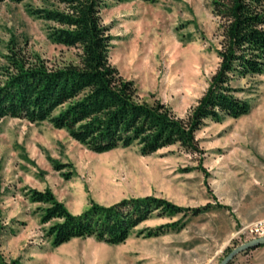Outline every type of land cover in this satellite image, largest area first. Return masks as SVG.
<instances>
[{
	"label": "rangeland",
	"instance_id": "1",
	"mask_svg": "<svg viewBox=\"0 0 264 264\" xmlns=\"http://www.w3.org/2000/svg\"><path fill=\"white\" fill-rule=\"evenodd\" d=\"M211 2H107L101 19L114 37L109 61L135 83L140 102L161 101L182 119L197 105L220 63L219 20ZM50 5L57 7L51 0L0 3V84L9 48L37 56L48 67L79 63V49L50 43L46 31L53 24L27 12ZM231 86L249 102V113L206 121L195 135L196 152L175 144L148 156L137 145L97 154L47 122L0 120L3 256L22 264H220L233 249L264 237V74L235 79ZM46 189L73 215L91 203L111 206L146 196L207 211L154 216L119 245L77 238L54 247L46 231L56 221L42 225L45 205L27 197L29 190ZM177 221L180 231L146 236L147 228ZM229 264H264V246Z\"/></svg>",
	"mask_w": 264,
	"mask_h": 264
},
{
	"label": "trees",
	"instance_id": "2",
	"mask_svg": "<svg viewBox=\"0 0 264 264\" xmlns=\"http://www.w3.org/2000/svg\"><path fill=\"white\" fill-rule=\"evenodd\" d=\"M6 1L24 0L0 3ZM51 1L57 7H29L27 12L37 20L53 24L46 31L50 43L79 49V63L48 67L37 56L30 59L15 47L9 48L6 77L0 84V120L47 122L97 154L137 145L140 154L148 156L175 144L196 152L195 135L206 121L237 119L249 113V102L236 95L237 89L231 83L264 74V0H212V13L219 20L221 40L216 54L220 63L206 92L185 119L176 117L161 101L140 102L135 83L123 78L109 61L114 37L103 25L101 11L109 1L131 0ZM27 197L31 203L45 205L40 217L42 225L56 221L46 231L54 247L77 238L119 245L154 216L195 217L207 211L146 196L123 199L111 206L91 203L85 212L73 215L50 189L29 190ZM181 228L177 221L147 228L145 232L148 237H156ZM0 264L22 263L20 259L7 260L0 245Z\"/></svg>",
	"mask_w": 264,
	"mask_h": 264
},
{
	"label": "water",
	"instance_id": "3",
	"mask_svg": "<svg viewBox=\"0 0 264 264\" xmlns=\"http://www.w3.org/2000/svg\"><path fill=\"white\" fill-rule=\"evenodd\" d=\"M264 246V237L253 239L247 243L240 245L233 249L221 262L220 264H229L237 255L245 253L250 250H254L258 247Z\"/></svg>",
	"mask_w": 264,
	"mask_h": 264
}]
</instances>
